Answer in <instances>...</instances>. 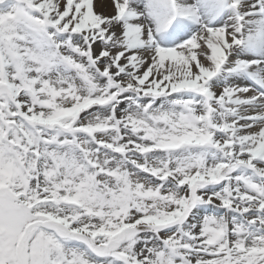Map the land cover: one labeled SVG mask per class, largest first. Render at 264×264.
Masks as SVG:
<instances>
[{
    "label": "snow or ice",
    "instance_id": "obj_1",
    "mask_svg": "<svg viewBox=\"0 0 264 264\" xmlns=\"http://www.w3.org/2000/svg\"><path fill=\"white\" fill-rule=\"evenodd\" d=\"M0 264H264V0H0Z\"/></svg>",
    "mask_w": 264,
    "mask_h": 264
},
{
    "label": "bare ground",
    "instance_id": "obj_2",
    "mask_svg": "<svg viewBox=\"0 0 264 264\" xmlns=\"http://www.w3.org/2000/svg\"><path fill=\"white\" fill-rule=\"evenodd\" d=\"M109 11L111 10L110 8L108 9ZM97 11L100 12V11H104V9L100 8V7H97Z\"/></svg>",
    "mask_w": 264,
    "mask_h": 264
}]
</instances>
